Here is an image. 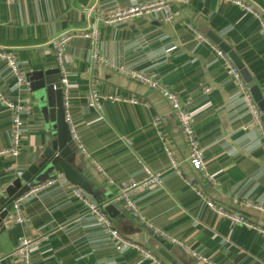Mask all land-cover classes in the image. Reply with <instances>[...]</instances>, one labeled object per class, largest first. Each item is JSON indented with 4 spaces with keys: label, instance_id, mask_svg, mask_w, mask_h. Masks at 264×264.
<instances>
[{
    "label": "crops",
    "instance_id": "crops-1",
    "mask_svg": "<svg viewBox=\"0 0 264 264\" xmlns=\"http://www.w3.org/2000/svg\"><path fill=\"white\" fill-rule=\"evenodd\" d=\"M162 1L168 6L110 22L103 19ZM250 1L264 10V0ZM169 12L173 19L164 21ZM93 26L99 30L97 50L110 64L156 72L179 94L194 120L206 171L215 182L192 167L181 127L165 97L112 66L95 63L94 43L73 37L65 47L63 64L70 82L71 114L84 149L76 145L75 164L102 199L83 192L105 211L103 205L127 183L144 178V165L160 173L161 185L133 191L138 212L117 204L123 216L111 217L105 211L124 236L148 249L160 263L137 248L117 250L103 219L75 194L76 185L56 171L51 175L55 183L25 199L22 222L5 220L0 256L17 264L13 252L19 239L28 236L41 239L30 264H171L159 252L163 243L170 244L176 264H207L189 251L215 264H264V234L221 217L207 204L211 200L264 228V211L250 204L264 205L261 125L215 46L220 47L202 30L210 29L232 47L244 65L240 70L232 61L244 82L249 87L257 84L264 97V32L259 20L223 0H0V49L14 53L25 75L57 68L51 48L54 37ZM95 79L103 94L99 107L88 103ZM0 91L24 105L21 152L16 157L0 156L2 197L19 173L40 159L47 131L27 80L21 83L4 57H0ZM110 95L136 97L139 102L113 100ZM158 116L165 120L155 124ZM12 126V111L0 100V148L10 145ZM167 148L178 166H173ZM148 225L176 242L153 234Z\"/></svg>",
    "mask_w": 264,
    "mask_h": 264
},
{
    "label": "built area",
    "instance_id": "built-area-1",
    "mask_svg": "<svg viewBox=\"0 0 264 264\" xmlns=\"http://www.w3.org/2000/svg\"><path fill=\"white\" fill-rule=\"evenodd\" d=\"M226 2H232L236 5H238L243 11L247 13L253 14L260 22L262 25V31L264 32V10L259 9L255 6V4L250 1V0H223ZM167 7L168 5L162 1L159 3H148V4H143L138 7H133L130 9L122 10V11H116L109 16L103 17V19L106 22L114 21L117 19L121 18H128L131 16H136L140 15L144 12H148L153 10L155 7ZM173 19V14L168 13L165 17H163L164 21H170ZM198 36L201 39H204L206 41H210L204 34L196 31ZM73 37H84L88 38L94 43L95 50L93 54V59L94 62L97 64H103V65H108L114 67V65L110 64L109 60L102 56L99 51L97 50V41L99 37V30L97 27L93 26L92 29L87 30V31H81V32H64L61 33L60 35H57L51 40V48H52V53L53 56L55 57L57 67L60 69V72L62 74L61 78V90L63 92V107H64V117L65 121L68 124L69 132L71 135V138L75 142V144L78 146L80 150L84 149L82 148L77 129L75 126V123L72 118L71 114V105H70V100L68 97V92L70 88V82L67 78V74L65 73V68L63 64V56L65 52V47L69 43V41ZM216 50L218 54L224 59L225 64L229 68V71L233 74V76L237 79V81L240 83L241 88L243 91L246 93L249 103L251 105V109L253 111V115L255 117V122L261 125L262 129V134H263V140H264V110H261L257 103L254 101V99L251 96V93L249 92V86L244 82L243 77L240 73V70L233 64L231 58L220 48L217 46ZM0 57H4L9 61V64L11 65L13 71H15L19 81L21 83H26V75L20 71L17 62L15 60V55L13 52H7L3 51L0 49ZM120 72H122L124 75L129 77L132 80H135L139 83H142L144 85H147L150 88H153L157 91H159L165 99L168 101L170 104L174 116L177 119L184 139L187 144L188 148V159L192 165V167L196 170L202 171L205 175H207L208 178H210L212 181L215 182V179L206 171V161H205V153L204 149L201 147L199 139L197 137L196 129H195V124L194 120L192 117H190L189 113L187 112L186 108L184 107V102L179 96V94L163 83L159 77V74L156 72H143L141 70L137 69H132V68H125V67H114ZM103 97V94L101 93L99 87H98V82L97 79L93 80L91 83L90 90L88 92V103L91 106L94 107H99L101 105V99ZM109 98L113 100H122V101H129L132 103H138L139 99L136 97H127V96H119V95H110ZM0 100L5 103L9 109L12 111L13 115V126H12V141L10 145L5 146L0 148V156L3 155H12L14 157L18 156L21 152V140H22V112L24 110V105L20 103H14L13 101H10L5 98L3 93L0 91ZM161 120H165V117L163 116H158L155 120V124H158ZM159 134L162 136V131L159 130ZM167 153L171 156L172 158V163L173 166H178L177 162L173 158V153L170 151L169 148L166 149ZM144 172L145 176L141 181H131L130 183H127L121 190V192L117 195V197L112 200L110 203H115L118 206L121 207H126L129 208L130 210L134 212H138L137 207L135 206L131 195L133 194V191L138 188V187H156L161 185V174L154 171L151 169L149 166L144 165ZM22 173H19L18 176H21ZM55 177H50L38 184L31 185L27 191H25L23 194L18 196L12 206L11 209L8 211V214L6 216V220L9 222H22L24 220L23 216V204L25 199L32 193L35 192L39 189L45 188L49 185H52L53 183L56 182ZM75 194L83 199V201L87 202L89 205L90 210L94 211L97 213L104 221L105 227L111 237L115 240L116 243V248L117 250H122L123 248L126 247H133L139 249L145 256L150 257L154 259L155 261L159 262L158 258L156 255H154L152 252H150L148 249L145 247H142L139 245L137 242L129 239L128 237L124 236L119 229L115 227L113 224L111 218L107 215L105 211H103L102 207L89 202V200L86 198L83 190L79 186H74ZM250 203V202H249ZM108 203H105L107 205ZM207 204L209 207L215 209L221 217L228 218L234 222L244 224L249 227H253L258 229L264 234V228L257 226L254 224L252 221H250L245 215L240 214L236 211L233 210H227L222 206L216 205L213 201L207 200ZM254 205L256 208L263 210L264 211V205L263 204H256V203H250ZM149 229L152 231L153 234L155 235H160L163 238H167L171 240L172 242H176L174 239H170L169 236L161 232L159 229L148 225ZM41 239H37L34 237H28V236H23L19 239L18 245L13 252L14 254L17 255L18 257V263L17 264H30L31 263V252L37 245V243L40 242ZM182 245V244H181ZM184 246V245H182ZM184 248L188 250L185 246ZM189 251V250H188ZM192 256L198 258L199 261L207 264H215L213 261L207 259L206 257L199 256L197 253L189 251ZM5 257L0 256V264L2 263V260Z\"/></svg>",
    "mask_w": 264,
    "mask_h": 264
},
{
    "label": "water",
    "instance_id": "water-1",
    "mask_svg": "<svg viewBox=\"0 0 264 264\" xmlns=\"http://www.w3.org/2000/svg\"><path fill=\"white\" fill-rule=\"evenodd\" d=\"M206 35L214 41L241 70L244 65L232 47L223 41L216 33L202 28ZM60 69L32 70L26 73V80L34 94L35 103L43 116L47 131V145L40 159L32 163L21 176H18L5 189V196L0 197V225L1 231L5 229V220L14 200L29 189L31 185L38 184L50 177L54 171L64 174L74 185L97 199L101 198L100 190L88 179L84 178L75 164L76 144L71 138L68 124L64 117L63 95L61 90ZM249 91L257 102L259 108L264 110V97L257 84L249 87ZM264 120V118H263ZM105 211L111 217L123 216L121 208L115 203L105 205ZM169 243H163L159 252L171 264L177 260L169 252ZM1 264H8L6 257Z\"/></svg>",
    "mask_w": 264,
    "mask_h": 264
},
{
    "label": "rangeland",
    "instance_id": "rangeland-1",
    "mask_svg": "<svg viewBox=\"0 0 264 264\" xmlns=\"http://www.w3.org/2000/svg\"><path fill=\"white\" fill-rule=\"evenodd\" d=\"M259 23H260V26H261V29H262V25H261V22L259 21Z\"/></svg>",
    "mask_w": 264,
    "mask_h": 264
}]
</instances>
